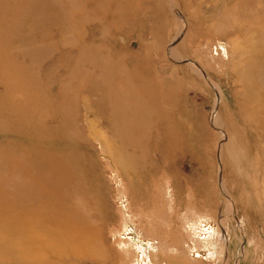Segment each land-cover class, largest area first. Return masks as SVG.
<instances>
[{
	"label": "rangeland",
	"instance_id": "1",
	"mask_svg": "<svg viewBox=\"0 0 264 264\" xmlns=\"http://www.w3.org/2000/svg\"><path fill=\"white\" fill-rule=\"evenodd\" d=\"M125 240L264 264V0H0V264Z\"/></svg>",
	"mask_w": 264,
	"mask_h": 264
},
{
	"label": "bare ground",
	"instance_id": "2",
	"mask_svg": "<svg viewBox=\"0 0 264 264\" xmlns=\"http://www.w3.org/2000/svg\"><path fill=\"white\" fill-rule=\"evenodd\" d=\"M187 227H188L187 232L189 230L190 237L192 235H194V236L196 235L198 240H200L201 242H204L205 246H208V248L213 250L211 252V254L216 253V251H217L216 250L217 249L216 239L213 237L214 235L211 231L202 230L200 228H197L196 225H192V224H188ZM204 231H206V232L204 233ZM203 234H207V236H204L206 238H204V237H203L204 239L199 238V236L203 235ZM120 248H121L124 256H126V259L128 257L129 261L138 262L137 258L140 257L139 261L142 264L145 263V261H147L146 264H160V262L158 263V261H156V259H154L152 256V255H154L155 252L159 253L160 255L165 253V254H167V256H169V255L170 256H172V255H183L184 256L185 254H187V251H191L189 248H187L185 246L184 247L183 246L182 247H180V246H174L173 247L171 245L170 246H167V245L162 246L156 242L147 243L146 245H141L140 243L139 244L133 243L130 240H125L124 242L120 243ZM219 259H220V257H219ZM173 260H175V259H173ZM171 261H172V259H171ZM163 264H166V263H163Z\"/></svg>",
	"mask_w": 264,
	"mask_h": 264
}]
</instances>
